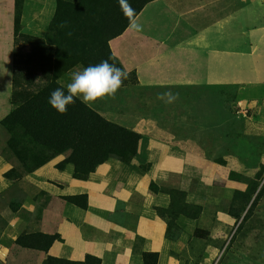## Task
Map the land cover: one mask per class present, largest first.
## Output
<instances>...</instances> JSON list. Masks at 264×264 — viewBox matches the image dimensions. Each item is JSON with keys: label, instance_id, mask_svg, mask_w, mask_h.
I'll use <instances>...</instances> for the list:
<instances>
[{"label": "crops", "instance_id": "crops-1", "mask_svg": "<svg viewBox=\"0 0 264 264\" xmlns=\"http://www.w3.org/2000/svg\"><path fill=\"white\" fill-rule=\"evenodd\" d=\"M236 1L244 4L245 0L154 1L136 18L141 30L128 27L110 41L111 50L127 73L136 71L140 88L244 85L237 76L236 58L244 57L243 49L253 48L251 38L261 31L252 30L249 16L237 10L243 5ZM23 13L22 24L28 29L22 32L45 38L47 26L34 28L25 20V9ZM4 32L0 23V49ZM256 49L257 44L253 52ZM11 93L12 87L6 104L0 103V133L7 135L6 147L10 135L1 121L14 107ZM96 111L143 136L138 155L130 164L110 159L87 178L76 176L71 164L63 171L57 169L69 153L32 173L9 178L6 174L16 167L0 156V197L7 204L0 213L6 221L0 231V264H44L50 258L82 262L89 255L102 264H143L145 252L159 253L158 264H179L171 254L174 243L166 236L167 224L156 211L169 206L170 196L152 192L150 185L185 191L188 203L204 206L197 194L202 183L196 178L202 180L206 158L198 145L178 134L191 127L156 118L125 125ZM135 111L130 112L132 119L138 118ZM76 195H87L86 210L63 199ZM18 206L14 213L11 207ZM30 233L59 235L62 242L56 241L47 252L16 244L19 236Z\"/></svg>", "mask_w": 264, "mask_h": 264}, {"label": "rangeland", "instance_id": "rangeland-1", "mask_svg": "<svg viewBox=\"0 0 264 264\" xmlns=\"http://www.w3.org/2000/svg\"><path fill=\"white\" fill-rule=\"evenodd\" d=\"M21 1L0 0V12L4 14L0 15V23L5 31L2 34L3 48L0 49L1 104L8 101L12 87L11 34L18 27L22 31L28 29V25L22 24L24 9L27 22L31 21L37 29L39 26L42 28L41 24L48 28L58 0H24L21 26H18L17 10ZM67 1L71 4L77 2ZM236 3L243 5L237 10L245 11L249 16L252 30L255 28V31H261L258 37L251 38L253 48L257 44L256 51L253 52V48L246 51L243 49L244 57L238 55L236 58V71L239 73L237 76L242 78L241 83L244 85L160 91L138 87L137 73L131 71L114 98L106 96L91 104L111 120L125 125L156 118L158 122L188 124L191 127L178 134L189 140V143L198 145L197 149L206 158L202 180L196 178L198 183H202V190L197 191V194L204 205V211L198 221L179 219L177 228L172 231L171 237L179 236V239L172 242L174 244L171 247V254L179 264H264V196L253 208L251 218L243 224L239 232L237 229L241 222L237 223L236 219L228 215L234 192L245 191L247 187L243 183L230 181V173L234 172L246 180H252L259 172L264 171V0ZM166 21L170 22L171 19ZM94 32L85 31V34L91 35ZM70 33L72 31H48V39L65 41ZM64 45L67 48L68 41ZM64 56V61H58L56 77V82L63 87L70 82L73 72L83 70L71 60L72 57L67 52ZM165 91L178 94V98L172 103L158 99L157 94ZM132 109L136 110L138 118H131ZM6 139L7 135L1 132L0 156L14 163L16 169L13 170V175L24 174L19 154L6 147ZM45 156L42 155V158ZM0 199L2 213L7 204L2 202V197ZM5 224V218L0 214V231ZM196 228L209 230L210 238L206 241L194 238Z\"/></svg>", "mask_w": 264, "mask_h": 264}, {"label": "trees", "instance_id": "trees-1", "mask_svg": "<svg viewBox=\"0 0 264 264\" xmlns=\"http://www.w3.org/2000/svg\"><path fill=\"white\" fill-rule=\"evenodd\" d=\"M154 1L157 0H127L135 9V19L146 5ZM23 7L24 0L17 10L18 26H21ZM128 27L129 20L121 11L119 0H77L75 4L58 0L45 38L25 34L19 27L14 32L11 104L15 108L1 121V125L10 135L7 146L11 152L19 154L24 173H32L53 158L69 153L56 166L57 169L63 171L71 164L76 176L87 178L110 159L130 164L138 155L143 139L141 134L106 119L92 107L85 106L79 98L68 106L65 114L58 113L48 103L53 90L65 88L56 82L57 64L64 61L65 52L82 68L107 60L124 70L111 50L110 41L123 35ZM48 31L72 33L65 41H51ZM85 31L95 32L88 35ZM67 41L69 45L66 48L64 44ZM44 154L46 156L42 158ZM13 174L12 170L7 177ZM229 180L247 186L245 191L234 192L228 211L231 218L241 222L237 229L239 232L264 196V171L252 180L231 172ZM150 189L170 196L167 208H156L158 216L167 224L166 236L170 241L179 239V236L171 237L179 219L198 220L201 217L203 207L188 203L185 191L163 189L155 183H151ZM63 199L83 210L88 208L87 195ZM20 208L11 207L14 213ZM210 235L209 230L202 228H196L193 233L194 238L204 241ZM56 241L62 242L59 235L30 233L19 236L16 244L25 249L47 252ZM142 260L143 264H158L159 253L145 252ZM44 264H102V261L89 255L82 262L50 258Z\"/></svg>", "mask_w": 264, "mask_h": 264}, {"label": "clouds", "instance_id": "clouds-1", "mask_svg": "<svg viewBox=\"0 0 264 264\" xmlns=\"http://www.w3.org/2000/svg\"><path fill=\"white\" fill-rule=\"evenodd\" d=\"M119 5L124 16L129 20V28L140 31L141 25L136 22L135 9L127 0H119ZM127 77L126 71L104 60L81 71L73 72L70 82L65 86L66 91L65 88H56L50 93L48 103L60 114H65L68 106L74 104L76 98H80L85 106H90L103 97L114 98ZM157 98L172 103L178 98V94L165 91L158 93Z\"/></svg>", "mask_w": 264, "mask_h": 264}]
</instances>
